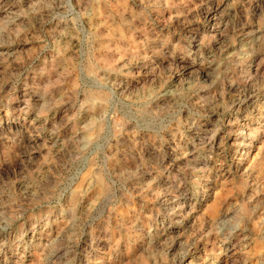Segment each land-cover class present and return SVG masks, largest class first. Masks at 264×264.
Wrapping results in <instances>:
<instances>
[{"label": "rangeland", "instance_id": "1", "mask_svg": "<svg viewBox=\"0 0 264 264\" xmlns=\"http://www.w3.org/2000/svg\"><path fill=\"white\" fill-rule=\"evenodd\" d=\"M0 264H264V0H0Z\"/></svg>", "mask_w": 264, "mask_h": 264}]
</instances>
